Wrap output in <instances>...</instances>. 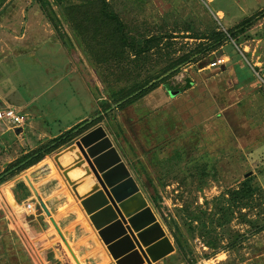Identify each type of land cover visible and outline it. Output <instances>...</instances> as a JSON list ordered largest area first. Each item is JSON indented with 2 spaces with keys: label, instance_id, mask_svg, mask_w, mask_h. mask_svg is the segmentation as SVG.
<instances>
[{
  "label": "rangeland",
  "instance_id": "374dc122",
  "mask_svg": "<svg viewBox=\"0 0 264 264\" xmlns=\"http://www.w3.org/2000/svg\"><path fill=\"white\" fill-rule=\"evenodd\" d=\"M20 1L23 0H10L8 5L16 7L20 5L17 4ZM33 1L37 3L39 10L44 12L38 0ZM109 1L127 20L128 25L133 27L137 23L141 30H157L161 25V31H171L174 30L173 26L183 27L187 22H191L196 29H202L209 23L214 26L215 21L218 20L210 6L212 0ZM255 1L257 0H242L240 4V0H221L220 3L226 4L234 20L239 21L245 15L252 13L251 10L264 8V0H260L263 3L259 7H253ZM29 2L30 0H25L24 6ZM54 8L59 9L57 5H54ZM43 14L50 24L46 25L47 28L49 30L52 28L54 30L52 36L56 37H47L45 33L44 39L51 42L57 40L67 42L68 40L62 38L63 36L54 29L47 14L45 12ZM226 15L228 14L225 12H217L216 16H220L223 24L228 26ZM163 22H169V26L163 25ZM218 22L220 23L219 20ZM62 32L70 34L75 39V45L72 46L77 49L78 58L82 60L80 69H84L85 78L95 88L94 95L98 106L101 107L99 111L104 113L101 115L103 116L101 121H104L108 134L116 140L120 152L122 150L124 153L123 156L140 189L148 198L157 219L173 242L174 238L164 219L166 217L179 220L184 233L188 236L189 226L183 224L188 214L180 211L184 204L191 209L204 204L206 200H211L224 190L236 187L245 178L247 172L255 174L256 182L259 181L264 188V173H261V170L264 171V73L260 72L264 62V39L259 43L253 38L243 39V36L239 42L232 39L228 46L224 47L233 55L222 65L223 70L218 66H210L209 58L192 60L187 65H182V70L172 76L168 80L169 83L183 86L186 78L190 77L193 85L177 94L171 95L165 84H160L125 108L116 109L119 106H115L117 102L112 103V107L108 110H104L103 101L106 98L110 100L107 85L114 89L123 86L127 83L126 77L116 78L118 70L112 75L109 70H104L102 65H97L91 61L92 59L89 60L84 46L76 38L68 23H63ZM249 32L253 35L263 33L264 17L256 21ZM177 42L179 43H175L174 47L182 53L180 47L184 46L183 43L188 46L195 45L197 41L184 37ZM252 51L260 55L263 62L258 65L260 68L254 75L256 80L249 82L245 77L246 71L239 69L236 74L235 68L239 64L243 66L242 61L253 63ZM152 65L157 64L153 62ZM26 68L29 74H33L38 70V64ZM157 70L152 71V74H157ZM102 71L106 80L101 78ZM144 74L146 72L142 71V75ZM136 78L137 71L134 72L132 79ZM160 79L161 77L154 80ZM97 112L96 110L94 114ZM114 132L118 136H115ZM23 171L14 176H20ZM21 178L25 180V175L22 174ZM9 183L10 181L3 182L2 185L7 186ZM57 185L54 179L51 183L53 193ZM48 191L50 190L47 188L46 192ZM155 194L160 198L158 206L153 201ZM53 196H51L52 201ZM43 197L48 202L47 195L43 194ZM33 198L39 204L35 195ZM62 200L59 196L53 206ZM25 201L22 203V208L18 205L17 208L13 206L15 208L13 214L19 215V212L27 211L24 206ZM48 203L51 205L50 202ZM53 209L52 212L56 213ZM243 211L249 213V221L240 222L239 217H234L235 219L229 224L230 227L227 226L223 230L224 235L220 238L217 248L206 245L201 238L190 239L194 260L174 253L175 257L173 254L168 256L164 264H264V230L255 232L257 222L264 224V196L256 200L255 206L248 210L244 208ZM238 214L236 213L235 216ZM10 218L13 219L12 216ZM46 220V228H43L45 232L38 233L32 238V246L29 244L30 250L23 246L28 257L19 264H76L49 218ZM62 225L82 262L96 264L97 258L94 254L97 252L92 253V250L96 251L97 247H102L101 242H97L96 239L97 243L94 244L89 240L90 236L82 235L79 228L70 230L63 222ZM18 229V226L13 228L15 231ZM221 229L222 227L218 228V231ZM19 234L24 238L23 233L19 232ZM235 238H239L241 242L236 244ZM2 241L0 240V243ZM35 242L38 245H35ZM34 246H42L46 251L44 257L39 254L41 249ZM2 255L4 258L0 259V264H10L13 256L7 252H3ZM213 257H218L215 263L210 260ZM158 264L161 262L159 261Z\"/></svg>",
  "mask_w": 264,
  "mask_h": 264
},
{
  "label": "crops",
  "instance_id": "0c3cea01",
  "mask_svg": "<svg viewBox=\"0 0 264 264\" xmlns=\"http://www.w3.org/2000/svg\"><path fill=\"white\" fill-rule=\"evenodd\" d=\"M241 1L240 4H242ZM24 3L25 0L17 2L20 5L16 7L7 4L0 15V109L12 107L28 114L29 118L28 123L21 128L0 120V178L31 160L32 157L6 171L10 163L28 154L31 150L58 137L84 120L92 122L104 114L103 112L94 114L96 110H101V107L98 106L94 95L95 88L85 78L84 69H80L82 60L78 58L77 49H74L70 41L51 42L44 39L45 33L47 37L54 33L52 28L49 30L46 26L50 24L46 21L44 12L39 10L37 3L33 0H30L28 5L24 6ZM262 3L263 1L257 0L253 7H259ZM253 40L259 43L261 38H253ZM224 47L218 53L225 56L226 63L233 53ZM251 59L253 63L242 61L243 66L237 65L235 72L237 74L239 69L246 71L245 77L249 80L253 76L255 81L254 75L257 74L255 67L261 65L263 61L260 55L255 54V51L251 52ZM225 63L218 65V68L222 69ZM34 64H38V70L29 74L26 67L34 66ZM165 87L171 93L170 87L168 85ZM99 124L106 126L104 121H100ZM76 131L77 129L74 130ZM113 134L118 136L116 132ZM66 147L46 154L41 161L24 169L22 174L30 176L42 196L47 195V200L51 203L49 206L51 210L54 208L56 212L54 216L61 225L63 222L70 230L79 228L84 237L90 236L89 240L96 244L100 240L97 237V231L53 160V155ZM121 153L124 155L122 150ZM22 174L12 176L8 178L9 180L6 179L4 183L10 181L7 186L2 185L3 182L0 183V240H3L0 243V256H2L0 259L4 258L3 252H7L13 256L10 264L22 263L28 257L23 246L30 250L28 238L20 237L19 231L13 230L16 226L15 222L19 226L20 220L18 214H13L15 208L11 204L14 200L12 194L14 191L17 194L20 186L22 190L19 192L23 195H28L30 189L26 181L21 178ZM54 179L58 183L55 193L51 190V183ZM6 187H9L12 193ZM47 188L50 191L46 192ZM52 195H54L53 201ZM59 196L60 200H63L53 206ZM32 199L33 193L25 203ZM11 216L13 219L10 218ZM28 223L31 230H38V232L43 230L46 224L43 214H38ZM20 229L26 236L21 225ZM101 244L102 247H97L96 251L92 250V253L97 252L94 254L97 258L96 264H116L110 253L103 247L102 242ZM167 258L168 256L161 260V264H164Z\"/></svg>",
  "mask_w": 264,
  "mask_h": 264
},
{
  "label": "trees",
  "instance_id": "16d2710c",
  "mask_svg": "<svg viewBox=\"0 0 264 264\" xmlns=\"http://www.w3.org/2000/svg\"><path fill=\"white\" fill-rule=\"evenodd\" d=\"M9 2L10 0H0V15ZM38 2L49 17L54 29L63 36L62 38L70 41L71 45H75V39L70 34L62 32L63 23L66 22L84 46L89 60L92 59L91 61L97 65H102L105 68L104 70H109L112 75H115L116 70H118L116 78L126 77L127 83L123 86L114 89L112 86L107 85L110 100L106 98L103 101L104 110L111 108L112 103H117L139 91L136 95L119 104L116 109L125 108L144 97L160 84L168 85L170 91H182L190 88L193 85V80L190 77L186 78L183 86L171 85L168 81L182 70V65H187L192 60L209 58L213 53L216 54L221 51L225 44L232 39L239 42L241 36L244 37L243 39H264V32L256 35L249 32L256 21L264 17V8L260 10L253 9L251 10L252 13L236 21L233 15L230 14L229 7L220 3L221 0H212L210 6L213 8L216 18L217 12L220 10L228 14L226 15L228 26L224 25L220 18H217L220 23L216 20L214 26L209 23L202 29H196L191 22H187L183 27L176 25L173 26L174 30L165 32L161 31V25L158 26L157 30L150 29V31L139 29L137 23L133 27L128 25L127 20L120 15L109 0H38ZM54 5H57L59 9L56 10ZM162 24L169 26V22H163ZM166 29L168 28L166 27ZM248 34L249 37H247ZM184 37L193 38L197 42L194 43L195 45L189 44L188 46L183 43L184 46L180 47L182 53H179L174 44L179 43L177 41ZM153 62L157 65H152ZM155 69H158V73L152 74ZM255 70L257 72L259 67L256 66ZM135 71H137V78L132 79ZM142 71H145L146 74L142 75ZM168 72L170 74L146 87L151 81ZM260 72L261 74L264 73V62ZM101 73V78L106 80L103 71ZM138 76L141 77L138 78ZM248 81H254L253 76ZM100 112L98 111L96 114ZM102 119L103 116H99L92 122L84 120L58 137L47 141L10 163L6 171L32 157L25 164L1 177L0 183L41 161L46 154L68 146L73 138L90 129ZM75 129H77L76 132H74ZM261 171L263 174L264 171ZM255 179V174L247 172L245 178L236 187L224 190L220 195L211 200H206L204 204L194 206V209L184 204L180 211L188 214L187 218L183 220V224L189 226L188 236L184 233L179 220L165 217L164 223L168 225L176 244L175 254L184 256V258L190 257L189 259L194 260L190 239L201 238L206 245L215 249L220 243V238L224 235L223 230L227 226L229 228V224L236 217H239L240 222H248L249 213L243 211V209L248 210L255 206L256 200L264 196L262 184L259 181L256 182ZM159 199L158 194H155L153 201L156 206L160 205ZM236 213L239 214L235 216ZM220 227L222 229L218 231ZM263 230L264 224L257 222L255 232ZM238 239L235 238L234 240L236 244L241 242ZM233 246H235L234 243ZM175 254H173L174 257Z\"/></svg>",
  "mask_w": 264,
  "mask_h": 264
},
{
  "label": "water",
  "instance_id": "95a60500",
  "mask_svg": "<svg viewBox=\"0 0 264 264\" xmlns=\"http://www.w3.org/2000/svg\"><path fill=\"white\" fill-rule=\"evenodd\" d=\"M220 56L222 53L213 54L209 60L213 62ZM155 81H151L146 87L151 86ZM138 92L119 101L115 106ZM176 93L178 91H171L173 95ZM53 160L80 201L97 231V237L116 264H156L175 252L174 242L157 219L148 198L140 189L130 166L120 152L116 140L108 134L103 125L98 124L77 135L66 148L53 155ZM25 181L30 187L29 194L23 195L19 192L22 190L20 186L17 194L16 191L12 194L13 203L9 200L12 206L17 208L18 205L22 208L23 201L30 197L32 192L39 204L35 198L25 203L24 206L31 203L36 209L32 212L26 210L19 212L18 218L21 223L18 226L15 222L19 227L18 231L23 233L20 229L21 225L26 233V236L23 235L28 238L31 245L32 238L45 231L31 230L28 221L33 220L38 214H43L45 222L46 218H49L76 264H84L63 226L55 218L49 203L44 200L29 175H25ZM36 244L38 245L37 242ZM34 247L40 248L39 254L44 257L46 251L42 246Z\"/></svg>",
  "mask_w": 264,
  "mask_h": 264
},
{
  "label": "built area",
  "instance_id": "2783aa9c",
  "mask_svg": "<svg viewBox=\"0 0 264 264\" xmlns=\"http://www.w3.org/2000/svg\"><path fill=\"white\" fill-rule=\"evenodd\" d=\"M225 60H226L225 56H220L218 58H215L213 62H210V66H213V67L218 66L220 64L225 63ZM0 120L7 121L13 126L21 128V127H24V125L28 123L29 118H28V114L22 111H18L12 107H6V108L0 109ZM25 209L28 212H32L34 209H36V207L33 206L31 203H27L25 206ZM217 259L218 257L216 258L213 257L210 260H212V262L215 263Z\"/></svg>",
  "mask_w": 264,
  "mask_h": 264
},
{
  "label": "bare ground",
  "instance_id": "6f19581e",
  "mask_svg": "<svg viewBox=\"0 0 264 264\" xmlns=\"http://www.w3.org/2000/svg\"><path fill=\"white\" fill-rule=\"evenodd\" d=\"M68 250V249H67Z\"/></svg>",
  "mask_w": 264,
  "mask_h": 264
}]
</instances>
